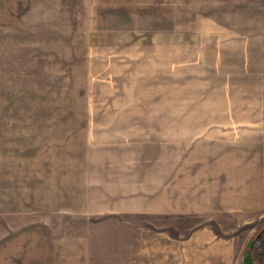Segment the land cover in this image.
I'll list each match as a JSON object with an SVG mask.
<instances>
[{
	"label": "rangeland",
	"instance_id": "374dc122",
	"mask_svg": "<svg viewBox=\"0 0 264 264\" xmlns=\"http://www.w3.org/2000/svg\"><path fill=\"white\" fill-rule=\"evenodd\" d=\"M191 7L0 0V264H243L250 241L264 264V120L242 137L231 190L149 196L111 163L147 148L119 141L144 85L128 44L196 23ZM161 201L174 209H145Z\"/></svg>",
	"mask_w": 264,
	"mask_h": 264
},
{
	"label": "crops",
	"instance_id": "0c3cea01",
	"mask_svg": "<svg viewBox=\"0 0 264 264\" xmlns=\"http://www.w3.org/2000/svg\"><path fill=\"white\" fill-rule=\"evenodd\" d=\"M190 1L196 23L128 44L142 52L144 85L128 95L137 100L126 107L134 117L121 124L127 134L119 141L147 148L111 156L123 189L165 197L215 190L225 180L219 189L231 190V179L242 177V137L263 125L264 0ZM153 205L145 209H174L172 202Z\"/></svg>",
	"mask_w": 264,
	"mask_h": 264
},
{
	"label": "trees",
	"instance_id": "16d2710c",
	"mask_svg": "<svg viewBox=\"0 0 264 264\" xmlns=\"http://www.w3.org/2000/svg\"><path fill=\"white\" fill-rule=\"evenodd\" d=\"M253 248H254V244L252 241H250L247 245L246 250L244 251L243 264H253V259H252Z\"/></svg>",
	"mask_w": 264,
	"mask_h": 264
}]
</instances>
